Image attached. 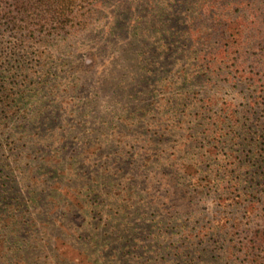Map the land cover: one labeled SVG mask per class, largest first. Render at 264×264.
Returning a JSON list of instances; mask_svg holds the SVG:
<instances>
[{
  "label": "trees",
  "instance_id": "1",
  "mask_svg": "<svg viewBox=\"0 0 264 264\" xmlns=\"http://www.w3.org/2000/svg\"><path fill=\"white\" fill-rule=\"evenodd\" d=\"M87 33L88 46L102 44L101 62L91 53L95 87L76 75L48 86L49 62L26 66L53 40L62 52ZM63 132L86 140L80 157L40 156ZM48 167L51 184L39 176ZM109 198L120 238L137 240L128 211L143 202L163 212L151 228L158 242L176 230L173 248L132 264H264V0H0V250L15 254L7 263L66 264L29 252L28 238L53 232L55 250L89 254L101 237L83 248L71 241L89 227L87 206L104 209ZM49 201L65 211L53 218ZM84 261L105 264L106 255Z\"/></svg>",
  "mask_w": 264,
  "mask_h": 264
},
{
  "label": "rangeland",
  "instance_id": "2",
  "mask_svg": "<svg viewBox=\"0 0 264 264\" xmlns=\"http://www.w3.org/2000/svg\"><path fill=\"white\" fill-rule=\"evenodd\" d=\"M182 22H183L182 19H177L174 21V24L177 25L178 28L183 29L184 25L182 24ZM91 37H92V34L87 33L84 36H80L74 39L72 41L73 46L66 48L62 52L56 51L54 44L57 41L53 40L50 43L48 49H44V50H47V52L43 53L42 55H39L40 59L38 57H35V58L29 57L26 61L27 62L26 66H29L30 68L33 67V69L36 68L37 70L41 71V70H46V67H43L45 66L44 61L49 62V64L47 65V69L49 70L51 74L47 80L49 82H51L52 80H56V81H53L48 86L57 84L60 89L64 88L65 85L67 84V80H71L72 79L71 76L73 77L74 75H76L74 78H76L77 76L81 77L83 80V83L86 84L88 88L95 87L98 84V79H99L98 74H99L100 69L98 68L99 63H96L92 59V54L93 53L98 54L99 55L98 61L101 62L103 60L102 52H101L102 44L100 43V45H98L97 47H95V45L88 46L89 40ZM82 43H84L83 46L80 45ZM157 45L159 46V43H157ZM157 45H155L152 48H148L151 51V54L152 55L154 54V56L156 53H159V51H161L160 47L158 49ZM78 46H80L79 49H77ZM40 51H43V49H41ZM83 54H86V56L83 57ZM90 54H91V57H90ZM109 56H111V54H109L108 57ZM58 60H60L59 62L63 61L65 64H67L66 66L67 68L64 67L61 70L59 68L60 66H59ZM93 66H97V67L93 68ZM75 70H78V72H76ZM154 79L156 82H158L157 77H155ZM37 80H38V77L34 78L33 81H37ZM44 87L46 88L47 85H45ZM139 90L140 89H137L135 93L139 92ZM151 90H152V95L151 97L150 96L146 97V100L148 101H146L144 105H147V102H151L152 98L156 94L155 87H153ZM45 93H46L45 91L40 93L36 97L34 103L37 102V100L39 99L43 100L42 96ZM106 93H109V92H106ZM110 94H112L111 91H110ZM232 94H234V92ZM47 98H50V96H48ZM136 98L140 100L137 102L139 103L141 102L142 98H145V96L143 94L141 95L139 94L135 96L133 99H131V101L135 103L137 101ZM54 100H55L54 102L57 103L56 95L54 96ZM47 103H50V100H48ZM137 103H135V105ZM132 109H135L134 106H132ZM67 120L69 119L67 118ZM82 138L83 136L80 137L79 135L77 138H73V135H68L67 133H64L63 141H60L56 146L52 148L44 149L40 153V156L44 154L43 152L51 153L54 151L57 155L62 156L63 160H67L69 157H80L83 149L85 148L84 141H86V140H83L84 138L83 139ZM37 162L40 163L41 161H37ZM56 175L57 173H54V170L49 167L46 168L41 174H39L41 179L42 178L47 179V184L53 183L55 181L54 179ZM117 181H120V179L117 178ZM92 199H94V197ZM149 199L150 198L145 197L146 201H148ZM46 204L50 206L55 205L51 201L47 202ZM102 206L104 207V209H102V207L96 208V206H92V205L87 206V209L89 212H87L86 215H87V218L89 219V224H88L89 227H87L85 231L84 230L80 231L79 234L82 235L81 238L77 237L75 238L76 241L74 240L71 241L74 243L76 248H81V247L83 248L84 245L87 244L90 241V239L93 237V234L101 237L102 242L100 241L99 245L96 248L90 249V251L88 252L89 254H77L73 252L70 248L61 245V243H58L57 245L58 250H55V244L52 243L53 241L52 237L55 236L56 234L55 232L51 234H47L46 241L45 240L36 241L33 238L31 239L28 238L29 246L34 248V249L29 248L30 249L29 252L32 251L31 254H43V255H48V256H52L53 254H58L61 259L63 258L67 260L66 264H85L84 257H93L96 259L100 255V252H101V254L106 255L105 264H116V261L118 258L112 259V258L117 257L116 255L119 256L121 260V264H132V262L134 261L136 257L138 260V258H142V257L146 258L149 254H163L165 253V250L168 246H171L173 248L172 242L176 238H174L172 234L176 230L174 229H169L167 231L165 230L164 232L165 233V243L158 242L157 238L154 237V233H153L154 231L151 230L152 225H153V220L155 219L160 220L162 218L163 216L162 211H161L162 216H160L159 214L160 211L158 210H152V209L146 210L147 205L145 202L140 203V206L142 209L141 212L137 210L128 211V213H131V215L134 217L132 218V221L135 222L138 220L134 225L137 228H140V230H139V233H137V240H134V238L133 239L131 238L132 239L131 241H127L128 239L120 238L119 236L115 235L114 228H112L113 225H115L114 218L117 219L119 216H118V213L112 212L115 207L113 209L111 207V198L107 199V201L103 203ZM43 207H44L45 212L49 210L46 208L44 202H43ZM92 208H94L95 212L92 211ZM51 209H52L51 211H52L53 218L59 217L61 210L65 211L63 207H59L57 205L52 206ZM75 211H73V213L72 212L69 213V215H72V214L74 215ZM84 216H85V213H84ZM109 216H111L112 218L107 219ZM122 219L123 218L120 217L119 219L120 222H118L117 226L120 225L121 227L122 224L120 223H122ZM72 220L78 222L77 219L73 218ZM90 221L92 222V225H90ZM48 241H51V242H48ZM0 254L6 255V258L0 260V264H8L7 263L8 261H12L15 259V254L10 252L8 249H5V251L3 252H1L0 250ZM61 259L58 261L61 262Z\"/></svg>",
  "mask_w": 264,
  "mask_h": 264
}]
</instances>
